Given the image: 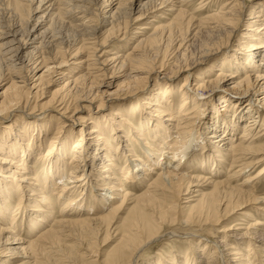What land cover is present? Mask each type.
I'll use <instances>...</instances> for the list:
<instances>
[{
    "label": "bare ground",
    "instance_id": "bare-ground-1",
    "mask_svg": "<svg viewBox=\"0 0 264 264\" xmlns=\"http://www.w3.org/2000/svg\"><path fill=\"white\" fill-rule=\"evenodd\" d=\"M2 1L0 132L13 138L47 122L53 134L41 158L49 161L57 149L60 162L45 166L28 146H18L22 159L0 154L8 164L0 178L15 202L9 211L0 192V264H54L65 252L81 264H264V222L245 209L264 202L255 194L264 175V0H223L200 18L183 7L186 0L136 7L133 0H8L11 8ZM207 1L195 7L215 0ZM94 9L107 15L92 21ZM131 33V45L109 48ZM203 63L205 72L185 76L178 88L159 81ZM218 89L223 97H205ZM47 95L37 113L20 110ZM67 121L81 125L72 148ZM241 173L247 176L234 183ZM181 223L207 231L217 225L222 233L214 248L208 238L192 248L199 261L188 251L147 256L162 230L174 237L171 227ZM102 229L115 243L100 255L79 234Z\"/></svg>",
    "mask_w": 264,
    "mask_h": 264
},
{
    "label": "rangeland",
    "instance_id": "rangeland-1",
    "mask_svg": "<svg viewBox=\"0 0 264 264\" xmlns=\"http://www.w3.org/2000/svg\"><path fill=\"white\" fill-rule=\"evenodd\" d=\"M10 1V0H9ZM8 0H3L2 1V3L6 6V3H7V7L9 8H11V4H10V2H9ZM141 0H133V2L135 3V7H136V5H138V3L140 2ZM194 1V2H193ZM192 2L193 3H188V1L186 0L185 1V5H188V7L186 6L185 7V5L183 4V7L188 11V12H192L197 18H200V16L201 17H204V14L206 15V14H208V13H211L214 9H216L218 6H219V4L220 3H222V1L223 0H215L214 1V3L211 5V6H207V5H204L203 7H199V8H201L200 10H199V8H196L195 6L199 3V4H205V3H203V2H206V0H193ZM244 1H246V3L247 4H249L250 3V1L251 0H244ZM9 2V3H8ZM207 2H209V0L207 1ZM8 4H9V6H8ZM2 6L3 8H5V6ZM182 7V8H183ZM92 8V7H91ZM94 8H96L95 6H94ZM205 8V9H204ZM194 9H198V10H194ZM245 8H243V10H244ZM108 9L105 7V9H104V11H107ZM97 10H95L94 9V14H91L90 16L91 17H93V18H91L92 19V21L93 20H97V19H101V18H103L104 17V14L105 13H97L96 12ZM193 11H195V12H193ZM96 12V13H95ZM103 12V11H102ZM8 13V12H7ZM10 14V13H9ZM98 14V15H97ZM101 14V15H100ZM243 14V19H246V17L248 18V15H246L247 14V11H245V12H243L242 13ZM94 15V16H93ZM96 15V16H95ZM105 15H107V13L105 14ZM8 16V15H7ZM96 17H97V19H96ZM99 17V18H98ZM9 18H10V16H9ZM106 18V17H105ZM98 21V20H97ZM146 20H143V21H141L140 23H143V22H145ZM139 23V24H140ZM243 26H245V25H243ZM242 28V27H241ZM72 30V31H71ZM134 30H137V29H135L134 27L133 28H131V31H134ZM65 31H67V33H69V35H75V34H77V33H80V30H73V29H68L67 30V28H66V30ZM74 31H76V32H74ZM74 32V33H73ZM71 33V34H70ZM136 35H134L133 33H131V34H129V36H127V37H122V36H120V39L122 38V40H116V41H114V42H111L110 43V45H109V48L111 49V48H114L115 50H117V48L119 47V48H126L128 45H131L132 44V41L134 40V39H131L132 37H135ZM233 45H236V42H233L230 46H229V48H232L233 47ZM229 48L228 49H225V50H222L221 52H219V54H217L215 57H217V56H221V55H223L224 53H226L225 51H228L229 50ZM162 53V52H161ZM193 56H196V54H194L193 53ZM192 56V57H193ZM69 57V56H68ZM210 58H212V57H210ZM255 58V59H254ZM253 58V60H255L253 63L254 64H256V62H258V60H256L257 59V57L255 56ZM214 59V58H213ZM210 61H212V59L210 60ZM209 63V62H208ZM208 63H203V64H201V65H198L196 68H192V69H190L189 71H187V72H179V73H176V74H173L172 76H170V77H167L166 79H164V80H159V81H164L165 83H169V86L171 87V88H178V86L181 84V82L183 81L182 79L185 77V76H187L188 78H189V80L191 79H193L192 77L193 76H195V75H197V74H200V73H203V72H205V70L207 69V65H209ZM175 71V70H174ZM159 73V72H158ZM160 76L162 75V73H160L159 74ZM56 78H58V76L57 77H55V78H53V79H56ZM187 83H189V81L187 82ZM52 88H53V85H50L49 84V86H46L44 89H46L45 90V94H49L50 93V91L52 90ZM156 89H155V85L154 84H151V87H149V90H148V92L150 93H152L153 91H155ZM49 91V92H48ZM221 90L220 89H218V90H214L213 92L214 93H207L206 95H205V97H207V96H210L211 95V97H209L208 99H210V98H213L215 101H216V99H219L220 97H223V95L221 94V92H220ZM48 92V93H47ZM152 95H154V94H152ZM47 97H48V95L45 97V98H38L37 100H36V104H37V107H35L34 109H32V107L30 108V107H28L27 108V106L26 107H23V109H20L21 111H23V113H30V111H31V113L34 111V113H37L38 111L37 110H39V108H40V105H41V103L42 102H44L45 100H47ZM219 97V98H218ZM225 98V97H224ZM135 100V96H132V99H131V101H134ZM29 101H30V103H34V100L32 101V99H29ZM116 101H118V100H115V101H113V102H116ZM215 101H213V102H211L210 103V105H215L214 104V102ZM125 102H127V100L125 101ZM223 103H225L226 104V102H223ZM217 104V103H216ZM52 106H55V104L54 105H52ZM25 108V109H24ZM51 109H53L52 107H50ZM70 108L72 109V106L70 105ZM32 109V110H31ZM30 110V111H29ZM69 111V110H68ZM107 111L108 110H101L99 113L101 114V116H103V115H106L107 114ZM53 113V112H52ZM83 113V116H84V114L86 113H84V112H80V114H79V116H82L81 114ZM93 113H95V112H93ZM70 114V113H69ZM53 115H55V113H53ZM58 116V115H57ZM78 116V115H77ZM140 116V115H139ZM139 116H137V117H135V119H136V121H138V123H139V120H138V118H139ZM38 118H41V119H46L47 118V116L46 115H44V114H41ZM117 120H118V118H117ZM10 121H13V119H10L9 120V122ZM70 122H66L65 123V127L63 126V129H65V128H73V136H72V140L71 141H69V148L73 145V143L74 142H76V140L78 141V139L80 138L79 137V133H78V128H80V126L81 125H79V123L78 122H75V125H73L72 127L70 126V124H69ZM77 123V124H76ZM36 126H37V128H35V129H32V128H28L27 129V127L25 128V129H23L22 130V134H21V129L18 127V131L16 132L15 131V134H21L20 136H18V135H16L15 137H13V138H11V137H8V135H9V133H3V132H0V154H2V153H4L5 155H7L9 158H17V159H22V156H21V150H18V146H20V147H22V149H24V148H26L27 146L29 147V148H31V150H29V152H30V154H32V156L33 157H37V158H39V161L40 162H42V163H44L45 164V166L46 165H52V164H59V162H60V160H57V149H54V154L50 157V159H49V161L47 160V161H45L44 159L46 158V157H48V156H44V158H41L42 157V155H44L45 154V152L48 150L47 149V143H48V137H50L51 136V134H53V133H51V132H49V131H51L52 130V128H49V123H47V122H43V121H41V122H37V124H35ZM69 125V126H68ZM92 124H87V127H90ZM240 125H242L241 123L239 124V126ZM198 131V130H197ZM46 132H48L47 133V136L45 137V138H42L41 136H42V134L43 133H46ZM199 133V131L196 133V134H198ZM6 135H7V141H6V138H4V137H6ZM201 138H204V136H202V134H201V136H200ZM9 140V141H8ZM16 145V146H15ZM72 148V147H71ZM122 152V151H121ZM22 153H24V151H22ZM39 153V154H38ZM37 154V155H36ZM36 155V156H35ZM70 156H71V153L67 156V158L65 159V160H68L69 158H70ZM158 158V157H157ZM9 160V159H8ZM35 161L36 160H32L31 161V165L33 166V170L34 171H36L37 169H38V167L39 166H36L37 164L35 163ZM3 163L4 162H2L1 160H0V165H3ZM4 164H7V162L6 163H4ZM35 166H34V165ZM8 165V164H7ZM39 165V164H38ZM223 169H221V170H223V174L222 175H224V172H226V167H227V164H224L223 163ZM252 172V171H251ZM0 173H4V171L3 170H1L0 171ZM247 173H250V172H247ZM247 173H241L240 175H239V177L238 178H235L233 181H234V183H237V182H239V181H241L243 178H245L246 176H247ZM4 175V174H3ZM121 175H123V174H121ZM209 175H211V174H208V176ZM221 176V174H219V175H217V176H214V177H220ZM0 177H1V175H0ZM148 177L149 176H147L146 177V179L145 180H143V183L141 184V185H139V187H138V190L140 191L143 187H144V185H145V183H146V181H147V179H148ZM224 177V176H223ZM259 179V178H258ZM2 181H4L2 178H0V192L2 193V194H4V195H1V197H5L6 199H5V201L7 202V205H6V209H7V206H8V208H9V211H11V210H13L14 211V208H12V206H13V204H15V202H14V198H11V196H8L7 194H9V195H11V193L13 192V189H7V187L2 183ZM130 185V184H129ZM255 190H257L256 192H255V194H256V196H260L262 199L264 198V175L263 176H261V179H259V181L257 182V186H256V188H255ZM7 193V194H6ZM260 203H262V204H264V202H260ZM260 203L258 202V201H256V203L255 202H251L250 204H249V206L250 207H252V208H245V209H251L250 211H251V214H252V216H253V218H258V219H260L262 222H264V205H260ZM252 205V206H251ZM262 206V207H261ZM55 209H50L49 210V212H48V214H52L53 213V211H54ZM57 210H59V208H57ZM240 211H242V210H238L237 211V213L236 214H234L235 215V217H241L238 213H240ZM23 215H24V212L22 213ZM23 215H21L20 213L19 214H17V220H19L18 222H24L23 220H24V218L22 217ZM58 216V215H57ZM123 216H124V213H123ZM23 218V219H22ZM48 219V218H47ZM52 219V218H51ZM246 220V219H245ZM243 221V222H242ZM241 223H244V220H241ZM240 225H242V224H240ZM198 226V227H197ZM260 227H262V226H260ZM169 228V226H166L164 229L165 230H167ZM182 228V229H181ZM199 228H201V227H199V224L198 225H192V226H188V224H186L185 225V223L183 224V223H181V225H174L173 226V228L171 227V229H174V237H173V235L172 234H170V236H172V237H170L169 236V233H165L166 231H161V233H162V238H160V240H155V241H151L149 244H148V246H147V256L148 255H150L151 256V258H156V256L158 255L157 253H159L160 251H163V250H169V251H182V252H185V251H188L189 252V254H190V257H193V256H195L194 258L195 259H197V261H199L198 259V255H196V254H194V253H192L191 252V250H192V248L194 247V246H198L197 244H199V242H202V241H206V239L208 238V242H207V245L209 246V248H214L213 247V245L212 244H210V243H212V241L213 240H215L216 239V237L218 238L219 237V234L220 233H222V232H218V229H219V227H217V225H210V231H207L205 228H203V229H199ZM214 228V229H213ZM264 228V227H263ZM191 229H193V230H191ZM187 230V231H186ZM21 232H24V230H22ZM170 232V231H169ZM193 234L194 236H190V238L189 237H187V236H185L186 234L188 235V234ZM228 233H230V232H228ZM78 234V233H77ZM110 235H109V237H105V239H104V232H103V229H102V231H99L98 232V234H95V235H91V236H87V237H84L85 235L84 234H79V240H81V242H83V244H88V242L89 241H91V243L93 244H91L92 245V250H93V248H94V250H95V252H97L98 254H100V255H102V253H105L106 251H108L109 249H110V247L115 243V240H114V234H113V232H110L109 233ZM164 234V235H163ZM167 234V235H166ZM83 235V236H82ZM184 235V236H183ZM89 237H91L90 239H92V240H90L89 239ZM83 238H85V239H83ZM168 238V239H167ZM87 239H88V241H87ZM85 241V242H84ZM93 241H95L94 243H93ZM191 241H193V242H191ZM72 243L71 244H76V243H73V242H75V241H71ZM86 244V245H87ZM84 246V245H83ZM97 249V250H96ZM66 254H67V252H65ZM149 253V254H148ZM65 254V257L63 256H61V258H63V259H61L60 257H58V256H54L56 259H57V262H58V260H60L59 261V264H67L66 262H65V260L67 261V259L68 258H70V260L72 261V263L71 264H81L80 263V260H73V256H72V253H70V254H67L66 255ZM264 254V253H263ZM51 256H53V255H51ZM72 256V257H71ZM258 256V255H257ZM53 257V258H54ZM197 257V258H196ZM264 257V256H263ZM262 257V259H264ZM60 258V259H59ZM254 258V257H253ZM257 259L255 260V261H260V255H259V257H256ZM63 262H62V261ZM55 262V261H54ZM57 262L56 263H54V264H57ZM76 262V263H75ZM222 262V258H221V260H220V263ZM49 264H53V262H51V263H49ZM70 264V263H69Z\"/></svg>",
    "mask_w": 264,
    "mask_h": 264
}]
</instances>
